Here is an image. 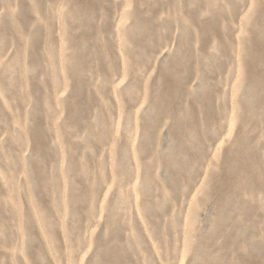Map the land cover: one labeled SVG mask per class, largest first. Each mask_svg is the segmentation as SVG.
Listing matches in <instances>:
<instances>
[{
    "label": "rangeland",
    "instance_id": "obj_1",
    "mask_svg": "<svg viewBox=\"0 0 264 264\" xmlns=\"http://www.w3.org/2000/svg\"><path fill=\"white\" fill-rule=\"evenodd\" d=\"M114 250L264 264V0H0V264Z\"/></svg>",
    "mask_w": 264,
    "mask_h": 264
},
{
    "label": "bare ground",
    "instance_id": "obj_2",
    "mask_svg": "<svg viewBox=\"0 0 264 264\" xmlns=\"http://www.w3.org/2000/svg\"><path fill=\"white\" fill-rule=\"evenodd\" d=\"M255 40V39H254ZM254 42H256V43H252V45L250 44V48L251 49H254L255 51H258L259 49H263V48H261L260 46H259V42L260 41H254ZM257 53V52H256ZM261 59H263V58H261ZM253 83V82H252ZM255 83V82H254ZM256 84H254V86H255ZM253 86V87H254ZM253 89V88H252ZM160 90V89H159ZM163 93V94H162ZM161 94H159L158 96H160L161 98H169V97H171L172 95H173V93H172V91H171V89H169V88H166L165 89V91L164 92H162ZM162 95V96H161ZM161 101H162V99H161ZM160 106V105H159ZM158 105H157V107L156 108H158L159 107ZM156 110V109H155ZM150 128V127H149ZM149 128H147V130L149 129ZM38 148H40V145L37 147V149ZM117 256H119L118 254H116V252H115V250L114 251H109V252H107V253H105L104 254V256H103V259H102V261H104L105 262V264H118L117 263V261L118 260H116L118 257ZM116 260V261H115Z\"/></svg>",
    "mask_w": 264,
    "mask_h": 264
}]
</instances>
